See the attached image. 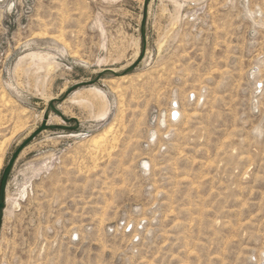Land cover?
<instances>
[{
    "label": "rangeland",
    "instance_id": "374dc122",
    "mask_svg": "<svg viewBox=\"0 0 264 264\" xmlns=\"http://www.w3.org/2000/svg\"><path fill=\"white\" fill-rule=\"evenodd\" d=\"M142 4L0 0V176L77 121L15 161L0 264H264V0H149L135 69L67 93L135 62Z\"/></svg>",
    "mask_w": 264,
    "mask_h": 264
},
{
    "label": "water",
    "instance_id": "95a60500",
    "mask_svg": "<svg viewBox=\"0 0 264 264\" xmlns=\"http://www.w3.org/2000/svg\"><path fill=\"white\" fill-rule=\"evenodd\" d=\"M148 5H149V0H143V4H142V18H141V24H140V40H141V50L140 53L137 57V59L135 60V62L133 64L130 65V67L126 68L125 70H123V72L121 73H117L116 71L112 70V69H103L100 73H98L95 78L89 82V83H81V84H77L74 87H72L70 90H68L67 93L72 92L73 90H75L76 88H78L81 85H86V84H94L95 82H97L101 77L105 76V75H109L112 77H122L125 74H129L131 73L136 65L142 60L143 56H144V52H145V43H146V36H145V24H146V19H147V9H148ZM58 100H52L48 107L45 110V113L43 115V120L41 121L40 126H38L39 128H37L36 130L33 131V133L13 152V154L10 156L6 166L3 168L1 176H0V230H1V225H2V217H3V208H4V194H5V187H6V181L8 178V175L15 163V161L17 160L19 154L21 153V151L25 148V146L31 141L33 140L37 135H39L41 132L45 131V130H75L77 128V121L74 118H70L67 119L65 117L62 116V114L55 108V103ZM52 112L56 115H58L63 122L65 123H73V126H51V125H47V120L49 117V113Z\"/></svg>",
    "mask_w": 264,
    "mask_h": 264
},
{
    "label": "bare ground",
    "instance_id": "6f19581e",
    "mask_svg": "<svg viewBox=\"0 0 264 264\" xmlns=\"http://www.w3.org/2000/svg\"><path fill=\"white\" fill-rule=\"evenodd\" d=\"M42 57V56H41ZM38 54H34V53H32V54H30V58H31V60L33 61V62H37V61H39V59L41 58ZM98 96H102L103 94L100 92V91H98V90H96V89H92ZM81 100V99H80ZM174 113H175V115H177L178 113H176V111H174ZM102 115H104V113H102ZM104 116H106V115H104ZM52 117V116H51ZM52 120H54V119H52ZM51 121V118L50 119H48V121H47V125H49V123H51L50 122Z\"/></svg>",
    "mask_w": 264,
    "mask_h": 264
}]
</instances>
